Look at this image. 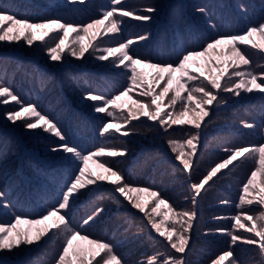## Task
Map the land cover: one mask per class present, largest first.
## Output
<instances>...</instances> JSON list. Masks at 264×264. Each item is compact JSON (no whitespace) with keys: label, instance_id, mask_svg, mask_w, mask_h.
Masks as SVG:
<instances>
[{"label":"rangeland","instance_id":"1","mask_svg":"<svg viewBox=\"0 0 264 264\" xmlns=\"http://www.w3.org/2000/svg\"><path fill=\"white\" fill-rule=\"evenodd\" d=\"M122 3L125 9L152 17L148 21L128 17L121 27L123 38L147 35L146 40L138 41L133 48L141 56L152 57L154 62L174 60L176 54L184 49L199 48L216 35L242 33L250 20L264 19V0H122ZM241 4L246 7L247 13L241 11ZM108 6L109 0H86L85 4H70L68 0H0V7L19 14L17 18L30 17L35 21L44 17L61 16L77 24L99 18L98 13ZM147 6L154 7L156 11L145 13L143 9ZM199 7H206L209 14L198 12ZM211 23H215V29L210 27ZM34 31L36 41L32 46H28L23 40L18 43L0 42V79L11 85L21 100L39 103L45 111L60 121L70 143L93 148L114 142L117 146L126 147L125 156L105 157L99 162L109 160V166L122 170L135 184L151 186L153 191L160 192L161 198L168 201V204L157 207V212L162 214L156 216L157 221H165L162 227L166 228L174 219H180L174 218L168 211L169 205L177 211L191 207L189 183L199 182L211 167L226 158L224 148L258 143L264 138V131L260 127L248 129L241 124L242 120L255 122L257 125L264 124V93L242 91L240 97L222 93L228 103L218 109L214 108L209 117L205 118L207 126L202 125V128L206 136L202 137L197 157L193 158L198 163L194 164L190 177L181 171L182 166L175 159L176 154L171 151L168 140L181 139L191 134L195 131L192 126L173 125L168 133H163L150 130L147 125L153 122L142 118L137 125L140 130L136 134L122 136L116 141L106 140L99 135V129L109 117L107 114L96 113L94 107L98 102L86 100L83 96L90 90L115 93L125 84V74L119 68L114 69L110 61H99L91 56V50L83 58L72 57L65 51L62 61H52L43 50L40 39L45 30ZM73 35L69 30V38ZM252 39L260 42L258 35ZM45 40L51 42V37H45ZM84 43H88L87 37ZM68 47L69 40H65V49ZM219 47L227 52V45ZM240 47L243 50L244 46ZM247 54L252 60L251 67L260 72L262 69L256 66L264 65V56L250 46ZM209 59L226 63L229 57L212 53L210 58H197L189 67L198 74H206ZM219 70L212 64L213 73ZM144 71L151 74L154 70L145 68ZM175 75L178 77L180 73ZM198 83L199 81H192L189 86ZM139 91L142 89L122 98L119 103L123 110L126 111L132 105ZM14 107L16 103L13 101L8 104L0 103V190L7 193V199L14 205L16 212L34 218L57 203L64 182L75 164H69L68 155L48 150L50 146L59 143L54 135L40 130H25L20 126V121H8L5 114ZM119 113L120 109H117V119ZM254 166L252 161L235 168L229 166L231 171L223 169L218 177L213 178L214 184L213 181L209 182L213 186L200 204L199 230L194 229L191 234L190 250L187 251L189 264H211L219 254L228 250L230 237L226 233L208 230L217 227L231 228L233 221L230 217L238 212L236 205L239 203L241 188ZM89 168L97 173L103 172L94 161H89ZM260 181L261 177L258 175L257 184ZM133 195H139L141 202L148 205L149 211L155 204L154 198L147 193ZM111 196V186L105 185L103 191L86 192L78 198L72 210L74 226L82 223L97 206L102 205L105 210L95 223L85 226L82 234L91 239H102L115 244L117 252L129 264L146 260L157 252H175L170 249L164 237L147 225L143 213L127 201L117 204ZM185 197L189 199L186 200ZM224 199L230 203L222 210L216 211V206L211 207L224 205L220 203ZM249 207L255 205L245 206L244 210L247 211ZM216 216L225 218L216 220ZM9 219L11 215L0 208V220ZM54 219L39 225L25 222L17 227L23 231L32 228L35 233L37 228L53 223ZM49 234L48 240L49 235L38 244L0 251V257L8 261V264H55L63 247V237ZM73 244L74 247L85 250L91 248L87 240L78 239ZM238 245L234 251L241 254L244 264H261L256 245L239 242ZM224 264H228V261Z\"/></svg>","mask_w":264,"mask_h":264},{"label":"snow or ice","instance_id":"2","mask_svg":"<svg viewBox=\"0 0 264 264\" xmlns=\"http://www.w3.org/2000/svg\"><path fill=\"white\" fill-rule=\"evenodd\" d=\"M68 3L85 4L86 0H68ZM240 9L243 13H247L243 4L240 5ZM143 11L153 13L156 9L147 6ZM197 11L204 15L209 14L206 7H199ZM18 15L6 7H0V42L18 43L23 40L28 46H32L36 41L34 29H44V36L40 39L43 50L47 52L50 60L62 61L65 51L72 57L83 58L85 53L91 50V56L99 61H110L114 69L119 68L125 74V84L115 93L96 90L84 93V99L98 102L94 107L96 113L107 114L109 117L99 129L101 137L116 141L122 136L136 134L140 130L137 125L142 118L153 122L147 127L157 132L168 133L173 125L194 127L195 131L191 134L181 139L168 140L171 151L176 154L175 159L182 166L181 171L189 177L194 164L198 163L193 158L197 157L198 146L203 137L202 125L207 126L205 118L209 117L214 108L218 109L228 103L222 93H231L234 97H240L242 91L264 93V65H257L256 67L262 69L257 72L251 67L252 60L247 54L250 46L264 56V19L250 20L242 33L216 35L199 48L184 49L176 54L174 60L154 62L152 57L141 56L133 48L138 41L146 40L147 35L123 38L121 27L128 17L140 21H148L152 17L125 9L122 0H109V6L98 13L99 18H92L83 24H77L61 16L44 17L34 21L30 17L17 18ZM210 27L215 29V23H211ZM69 30L74 33L71 38H69ZM257 35L260 37V42L252 39ZM45 37H51V42L46 41ZM85 37L88 38L87 44L84 43ZM65 40H69L67 49H65ZM220 45H227V52L222 50ZM240 46H244L243 50ZM212 53L219 56L227 55L229 59L226 63L209 59L206 74H198L189 67L190 63L197 61V58H210ZM212 64L220 70L213 73ZM145 68L154 71L149 74L144 71ZM177 72L180 73L178 77L175 75ZM192 81L199 83L189 86ZM137 89L142 91H139L137 98L133 99L132 105L126 111L123 110L119 102L129 94L135 93ZM9 101L15 102L16 107L8 111L5 118L13 123L20 121V126L25 130H40L54 135L59 143L50 146L48 150L68 155L69 164H75V168L64 182L57 203L46 208L38 217L28 218L16 212L14 205L7 199V193L0 190V208L11 215V219L7 221L0 220V251H11L20 248L21 245L38 244L51 233L63 237V247L55 264H129V261L117 252L115 244L102 239H91L88 235L82 234L85 226L95 223L103 214L105 210L102 205L97 206L82 223L74 226L72 210L78 198L86 192L103 191L105 185H110L111 198L117 204L127 201L133 208L143 213L147 225L166 239L170 249L175 250L174 253H169L167 250L157 252L146 260H138L136 264H189L187 251L190 250L191 234L194 229L199 230L200 204L204 195L213 186L209 182L213 181L214 177H218L221 170L231 171L232 168L229 166L235 168L252 161L255 166L241 188L239 203L236 205L238 212L230 217L233 221L231 228L217 227L208 230V232L226 233L230 237L228 250L219 254L211 264H224L225 261H228V264H244L241 254L234 251L239 246L238 242L256 245L261 264H264V138L258 143L224 148L227 157L211 167L199 182L189 183L191 207L177 211L169 205L168 211L174 218L180 219H174L165 228L162 227L165 221L158 222L156 219L157 215H162L157 212V207L160 204H168L167 200L161 198L160 192L153 191L151 186L135 184L122 170L116 166H109V160L99 162L105 157L125 156L126 147L117 146L114 142L93 148H83L70 143L60 121L45 111L39 103L21 100L12 90L11 85L0 79V103L8 104ZM117 109H120L119 119H117ZM114 122L115 127H113ZM241 124L248 129L260 127L264 131V124L257 125L247 120H242ZM185 149L189 151L186 152ZM89 161L97 162L103 172L92 171L89 168ZM258 175L261 177L259 184H257ZM134 193H147L149 197L154 198L155 204L150 211L148 205L142 203L140 196L133 195ZM185 199L189 198L185 197ZM220 203L227 205L230 201L224 199ZM253 205L255 207L244 210L245 206ZM51 218H55L53 223L37 228L35 233L32 228L23 231L17 227L25 222L44 224ZM224 218L214 217L216 220ZM240 229L243 231L238 232L237 230ZM78 239L87 240L91 248L85 250L78 246L74 247L73 242ZM0 264H8V261L0 257Z\"/></svg>","mask_w":264,"mask_h":264},{"label":"trees","instance_id":"3","mask_svg":"<svg viewBox=\"0 0 264 264\" xmlns=\"http://www.w3.org/2000/svg\"><path fill=\"white\" fill-rule=\"evenodd\" d=\"M213 206H216V207H214V210H216V211H219V210H222L224 207H226V205H212L211 207H213Z\"/></svg>","mask_w":264,"mask_h":264}]
</instances>
